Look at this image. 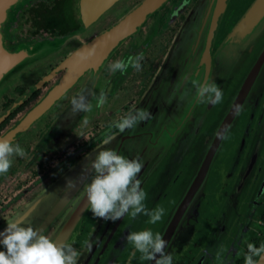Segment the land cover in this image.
I'll return each mask as SVG.
<instances>
[{"label":"flooded vegetation","instance_id":"obj_1","mask_svg":"<svg viewBox=\"0 0 264 264\" xmlns=\"http://www.w3.org/2000/svg\"><path fill=\"white\" fill-rule=\"evenodd\" d=\"M39 1L42 0H24L20 3V7L17 8L14 15V20L11 22L13 29L15 27L16 29L20 28V30H18L16 36L14 35L12 41L14 42L13 46L18 47L17 50L32 51L35 47L40 48L42 44L41 49H45L46 51L39 59L44 58L47 52L50 55L59 53L54 58H47L46 62L51 63L61 55V49H64L65 46L63 38L68 37V35L35 40L30 33L24 34L29 24L26 20L27 11ZM79 1L77 0V9L80 14ZM235 1L228 0L212 45H217L219 39L223 40L225 38V35H227L233 26L232 23L236 22L243 11L253 2V0ZM93 22L89 26H84L81 20L83 27L73 33H80L86 27L93 25ZM224 23H227V25ZM2 33L4 34V38L9 40L5 28L2 30ZM152 35H150L149 40ZM149 43L150 41L145 47ZM263 44L264 41L262 39L257 49V55H254L252 61L257 59L262 47L260 45ZM212 45L211 49L213 48ZM144 50L142 51L143 53ZM214 51L212 49L210 53L212 57L215 56ZM140 52L139 50L132 51L129 55L123 56L122 60L126 61L129 56H134ZM66 57H62L63 59L56 62L52 68H48V64L45 62L40 63L41 65L30 66V68L29 66H25L18 73L17 77L15 76L16 78H11L10 83L5 84L1 88L0 115L24 93L29 91L30 87L46 75L52 73L20 104L14 106L11 112L0 122V138H4L7 135L5 134L6 131L14 126L16 116L42 95L43 88L46 87L49 79L61 70L66 69L61 68L56 70L57 66ZM36 61L38 60L34 62ZM141 64H143V61H141ZM252 64L251 61L249 63L247 62L245 68L239 69L241 71L238 70L236 76L229 84L221 89L224 100L222 98V103H218L221 105L217 107L216 105L218 104L212 105L210 111L206 113L201 121V126L197 132L196 127L194 129L191 127L190 120L188 119L186 123L187 130L184 129L181 132L182 137L185 138L184 140L189 139L188 141L191 143L190 151L192 152L191 156L188 155V162L183 163L182 161L173 173L166 172L167 178H169V175H172L168 182H164L161 179L162 171L153 181L147 184L144 183L146 187L145 185L142 186L143 190L147 193V199L145 201L147 208L149 210L158 207L165 209L161 221L153 225L149 223V217L143 214L135 218L130 214L125 215L114 231L97 264L149 263V261L140 259L141 254L136 252L133 246L127 242V235L133 231L149 228L153 232L163 234L169 216L172 215L171 213L174 212L182 199L183 189L179 192L174 189L177 181L190 175L191 170L194 168L193 156L200 154L198 143L205 146L207 140L213 138L214 129H217L218 125L229 112L233 100ZM132 70L134 71L135 69L129 67L125 73L119 71L112 72L110 89L106 90V95L109 96V92L112 93L113 90H120L121 85L128 80V76ZM239 75L240 79L238 77ZM104 85L105 81L101 86V90ZM59 97L19 133L13 134L8 138V140L14 143H19L26 154L24 157H15L9 172L6 175H0V231L6 228L8 222L22 220L25 224H31L33 227L43 230L44 234L50 238L56 239L55 237L59 231L64 232L66 223L63 224V222L71 214L74 206L69 212H63L69 202L65 206H62L56 213L53 212V204L59 198L61 192L56 196L54 193L51 194L50 184L57 178H61L68 166L77 162L95 148V146L116 132L113 123L106 126V129L100 132L96 131V123L93 125V120H95L93 117L95 109L93 110V107L96 105V100L92 99V96L88 97L92 104L91 110L81 113H74L73 111L68 113L72 109V105L69 104L67 106L66 101L64 102ZM135 98L137 100V96ZM187 99H189V94ZM56 104L58 107H61L60 109L67 107L52 121L54 116L49 114L45 115V113H50V110ZM208 105L210 104L206 103L205 106ZM201 106H203L202 103L198 105V107ZM239 106L240 110L237 111L234 120L226 130L219 154L214 160L209 172L208 187L205 202L201 208L202 212L200 211L201 214L194 217L192 209H189L190 206H188L180 219L178 226L180 228L177 229L170 242V249L174 251H178V248L182 249L181 252L179 251L177 255L173 256V264H244V257L247 254V244L254 243L259 247L261 243H264V68H261L248 94L240 102ZM123 107L128 109L130 103H126ZM222 109H224L225 113ZM67 110L68 112L66 113L68 114H63ZM59 112L57 111L55 113L58 114ZM193 115H195V111ZM20 119H16V124ZM208 119L210 120L207 122ZM9 123H12L10 127H8ZM77 128L79 129L77 135L74 138H70V134ZM201 129L202 131L200 132ZM82 134L85 140L81 138ZM195 139L198 140V143ZM174 146H176V143ZM185 153H187L186 150ZM168 167L170 168V166ZM176 192L178 193L177 195ZM43 194L45 195L42 196ZM27 211L29 212L27 213ZM62 215L65 218L61 220L57 227L55 222ZM96 219L97 217L93 216L88 205L85 214L73 226L69 236H64L62 239V234L60 233L59 242L70 243L72 241L76 250L79 253L82 252L84 243ZM112 225V221H106L102 227ZM242 238H246V240L241 242ZM238 248L240 252L234 255L232 253L234 251L233 249L236 250ZM5 250L0 245V251ZM92 262V260H89L85 263Z\"/></svg>","mask_w":264,"mask_h":264},{"label":"water","instance_id":"obj_2","mask_svg":"<svg viewBox=\"0 0 264 264\" xmlns=\"http://www.w3.org/2000/svg\"><path fill=\"white\" fill-rule=\"evenodd\" d=\"M24 0H0V85L10 76L14 75L18 70L21 68L28 66L31 62L39 59L43 53L46 51L45 49H35L31 52L28 51H18L15 53H8L2 47V32H1V24L4 22L6 15L11 12L12 7L19 5ZM115 1L117 0H80L79 1V10L81 20L84 26H89L93 21H95L105 10H107ZM160 0H144L131 11H129L126 15L122 18L117 20L113 23L110 27L104 29L99 34L91 38L90 40L84 42L78 48L73 50L56 68L59 70L61 68H66V73L62 76V78L49 90V92L44 95L40 99V101L31 109L26 112V115L22 116V118L18 121V125L15 123L9 130L6 131L7 134L4 138L8 139L13 134L19 133L27 124H29L34 118L40 116L51 104L52 102L59 97V95L65 91L69 86L75 83L83 73L90 69H97L100 63L107 58L108 55L114 50L117 43L127 34L133 33L141 24V22L145 19V17L151 12V10L158 4ZM217 7L216 12L214 14V18L210 21L206 18L208 5L210 4L211 0H197V3L194 5L195 11H193L192 15L190 16L188 26L186 27V31L182 34V36L176 42V48L171 49V52L168 54L167 59L164 62V66L161 67L160 71L156 75L152 85L146 90L144 96L142 97L141 101L138 105H144L151 100L152 94L156 93L159 89H162V85L166 82L169 83V78L173 75L172 68H176V63L178 59L187 60L186 56L191 54L188 61L192 58H196L197 64L194 67L191 77L197 80V75L200 74V67L203 66L204 74L207 76L210 73V70L213 67L214 59L218 56L220 59V65L222 64V59L224 57H228L231 52L232 61L225 64V67L221 66V70L218 71V76L222 77V81L220 83L221 89L229 84V82L235 77L239 69L243 68V64L248 61H251L253 64L250 66V69L245 76L242 85L240 86L236 97L233 100V103L229 109V112L223 118L221 123L218 125L217 129H214V136L209 144L208 149L205 153H200L193 156V164L194 169L190 180L184 187L182 191V199L179 202L177 208L172 212L169 216L168 222L166 223V228L162 234L164 239L168 241V247L166 252L171 253L172 256L177 255L181 248H178V251H174L170 249V242L174 237L177 229H179L180 219L182 218L184 212L186 211L187 207L192 205L190 209H192L194 213V217L200 215V199L203 195V190L213 165V162L216 158L217 153L220 150L222 145V141L224 139V135L226 130L228 129L230 123L234 120L235 115L237 114V106L240 105V102L246 97L248 94L251 86L253 85L254 81L256 80L257 76L260 73L261 68H264V44L261 47V50L258 53L257 59L253 60L254 55H257V49L259 47V43H261L262 39L264 41V24H260L258 29L251 33L247 38L241 39L238 43L237 47L232 48V42H235L238 38L237 36L240 34L244 26L249 23L250 18L253 14L260 12L262 13L264 10V0H254L249 8L245 11V13L240 17L238 22L235 26L231 29V31L227 34L226 38L220 45L218 52L212 58L211 56V45L214 42V38L217 34L218 27L220 25V20L223 17L225 7L228 3V0H217ZM204 15L202 24L194 23V21ZM210 22V23H209ZM196 25V37L187 45V52L185 50L178 51V45L181 42L182 38L187 34V30L190 26ZM198 30H200L198 34ZM199 36V38H198ZM149 42V38L144 42L142 47L139 51H143L145 45ZM194 43V44H193ZM192 46H195L194 52L189 53L188 51L192 49ZM202 47L199 50V47ZM92 49V54L88 55L86 60L81 59V55H87L88 50ZM201 53L198 55V52ZM184 59H183V58ZM205 62V64H204ZM168 64V65H167ZM187 62L180 65V68L177 69L179 72V78L182 75L181 71L183 72L184 69L187 67ZM170 65V67H169ZM173 66V67H171ZM186 67V68H184ZM180 70V71H179ZM52 73L46 75L44 78L39 80L35 85L30 87L29 91L24 93L18 100H16L12 105H10L3 114L0 115V122L11 112L14 106L20 104L27 96H29L33 90L37 88L41 83H43ZM177 83L181 84V81L177 80ZM182 86L176 90L178 94L181 90ZM191 87L185 89V100L188 98V94L190 93ZM182 92V91H181ZM194 103V104H193ZM192 103V109L195 111V115H193V121L196 125V132L198 131L199 127L201 126V121L205 117L206 113L210 111L212 105L206 106L204 109L202 107H198V104L195 102ZM182 105H184L182 103ZM180 105V107L182 106ZM185 106V105H184ZM177 112H179L177 110ZM26 117V118H25ZM25 119L23 122L20 123ZM189 118H184V121L180 122L179 129L177 131L171 132L169 134V139L172 141L167 145V147L162 151L161 154L157 155L156 161H150L145 165L143 172H147L146 175H140L139 177L142 181L141 187L144 183L152 176V174L157 171L160 165H165V169L163 170L161 179L164 182H168L169 178L172 175H169V178L166 176V172H174L176 167L183 161L185 156L189 153L190 149V141L188 139L186 142L182 143L181 141L184 140L181 135L182 130H187L186 123L188 122ZM190 120V119H189ZM191 124V123H190ZM17 125V126H16ZM16 128L14 129V127ZM198 127V128H197ZM218 134H223V138H218ZM127 138L126 135H122L115 147V150L126 157H128V153L124 150H121L122 144L124 140ZM198 143V140L195 139ZM195 142V143H196ZM176 143V146H174ZM109 145V143L107 144ZM105 146L108 148V146ZM200 144L198 143V146ZM174 148V149H173ZM104 150V149H103ZM185 150L187 153H185ZM204 155V156H203ZM203 156V157H202ZM94 158V157H89ZM89 158L84 162L83 167L77 173V175L73 178L75 181L81 175V171L85 165L89 163ZM203 158V159H202ZM151 163V165H150ZM150 165V167H148ZM170 166V168L168 167ZM85 174L84 178H80L79 184L72 190L71 195L68 196L67 203L72 201L73 197L80 191L83 184L85 183L87 177L92 173V169L89 168ZM142 172V173H143ZM57 184V183H56ZM55 184V186H56ZM63 185L62 188L59 190L61 193L64 190ZM53 188V187H52ZM50 188V190H53ZM58 190V189H57ZM49 191V190H48ZM47 192V191H46ZM56 196V192H51ZM59 193V192H58ZM46 194V193H45ZM43 194L42 196H44ZM80 197L83 199L81 202L79 199ZM78 198L80 201V205L78 206L77 213H75V208L72 209L73 213L69 218V222L64 227V232L59 231L57 233L56 239L59 237L60 233L61 238L63 239L64 236L68 237L71 233L73 226L81 219V216L85 214L86 208L89 205L87 199L84 195ZM42 198V197H41ZM40 198V199H41ZM72 198V199H71ZM77 200V201H78ZM56 202V201H55ZM77 203V205H78ZM65 204V205H66ZM29 211H27L28 213ZM123 219V218H122ZM122 219L113 222L112 226H105L102 225L106 222L103 219H97V222L89 232L87 239L84 243L82 252L85 251L89 252L88 261L92 260V263H78V264H97L98 260L100 259L102 253L104 252L110 238L112 237L114 231L119 226ZM111 222V221H109ZM192 231V229H191ZM59 242V241H58ZM145 264H155L154 261H149V263Z\"/></svg>","mask_w":264,"mask_h":264},{"label":"rangeland","instance_id":"obj_3","mask_svg":"<svg viewBox=\"0 0 264 264\" xmlns=\"http://www.w3.org/2000/svg\"><path fill=\"white\" fill-rule=\"evenodd\" d=\"M142 1L144 0H118L109 9L104 11L93 22V25H91L90 27H86L83 31H80V33L76 32V33H72L68 35V37H64L63 38L65 41L64 49H61V55L58 58H56L54 62L50 63L48 61L46 62V60L47 58L49 59L54 58L59 53H53L52 55H50V53L47 52L46 53L47 55L44 58L37 59L38 61L33 62L30 65H28L29 68L30 66H34V65L37 66L38 64L42 62L47 63L48 68H52L56 62H58L60 59L61 60L63 59L62 57H66L68 53L78 48L80 45L84 43V41H87L93 38L94 36L99 34L104 29L110 27L112 25L111 23H115L117 20L122 18L129 11H131L133 8L139 5ZM196 3H197V0H160L158 4L154 6L151 12L145 17V19L141 22L139 27L133 33L127 34L124 37H122V39L115 46L114 50L110 53V55L107 56V58H105L100 63L97 69L95 70L90 69L86 71L84 75L80 77L78 81L72 84L59 97V99L63 100L64 102L66 101L67 106L71 104L72 98L74 96H77L81 92H83L88 97L92 96V99L96 100V97L99 96L100 91H103L104 93H106V90L110 89V80L112 79L111 77L112 71L110 70L109 65L111 63H114L117 60H122L123 56L129 55V53L132 51L140 50L144 42L150 37V35L153 34L149 40L150 43L144 48L145 49L143 53L144 60H143L141 70L140 71L132 70L128 76V80L125 81L121 85L120 90H113L112 93L109 92L110 95L107 96V102L104 104L103 107L97 108L96 105L93 107V110L95 109V112L93 113V117L95 118V120H93V125L96 123L97 125V127H95L96 131L100 132L103 129H106V126L112 124L115 121L120 120L122 117L126 116L128 113L133 112L137 109L149 110L152 113L151 118L148 119L147 121H143L139 123L135 128L126 130L123 133H121L119 129L116 128V132L114 134L109 136V138L104 140L102 143L95 146V148H93L91 151L85 154L77 162H74L70 166H68V168L62 174L61 178H57L52 184H50L51 185L50 188L53 187L52 188L53 192H56L58 194L62 186L66 185V181L69 178L73 179L83 167L84 162L89 157H94L96 152L103 150V149H114L115 150V147L122 135H126L127 138L124 140L121 150H124L128 153L129 159H139L140 161H142L144 165L143 167L144 169L145 165H148L147 164L148 162L150 161L155 162L157 155L161 154V152L172 141V139H169V134L179 129L180 122L184 121V118L190 119L189 122L191 123V127L193 129L196 127L193 121V116H192L194 112V110L192 109V103L194 99L198 105L201 103L199 102V99L196 94L197 93L196 85L202 84L205 82L207 83L215 82L218 86H220L222 77L220 78V76H218V71L221 70V66H218L220 62V59L218 58V56L214 59L213 67L207 76H205L204 74V70L202 68L203 66L200 67V74L197 75V80L195 81L191 77V74H192L194 67L197 64L196 58L194 59L191 58L188 61L189 57L191 56V54H188L186 56L187 60L184 61L182 59H178L176 63L177 69L180 68L181 64H184L186 62L188 63L187 67L189 66L188 68L184 67L186 69H184L183 72L181 71L183 76L179 78L178 70L175 68L174 69L172 68L173 75L170 76L169 83H167V85L165 86L166 84L165 82L161 90L159 89L156 93H153L152 94L153 96L151 100L148 101V103L144 105H138L142 97L144 96L146 90H148L149 87L152 85L161 67L164 66V62L167 59L168 54L171 52V49L176 48L175 47L176 42L182 36V34L186 31V27L188 26L187 24L189 22L190 16L192 15L193 11H195L193 9L195 8L194 5ZM251 4L252 2L250 3V5ZM249 6L243 11L240 17L245 13V11L249 8ZM19 7H20V4L16 5L15 7L13 6L11 9V12L6 15L4 22L1 24V32L5 28V31L7 32V35L9 36V40L5 39L4 34L2 33L1 47L8 53H15V52L21 51V50H17L18 49L17 46L16 47L13 46L14 42L12 41V39L14 38V35L16 36L20 28L16 29L14 27L13 29L12 28L13 24L11 23L14 20V15L17 11V8ZM203 17L204 15L199 17L200 24H202L203 22ZM240 17L237 19L236 22L232 23L233 24L232 28L238 22ZM18 19L20 20L19 16H18ZM224 24L227 25V23H224ZM261 24H264V15H263ZM231 29L229 30V32L231 31ZM226 36L227 35H225V38ZM67 38L69 39L67 40ZM224 39L218 40V44H217L218 46L212 45L213 51L216 48L214 51L215 55L218 52V49L220 48V45L222 44ZM41 45H40V48H42ZM37 48L39 47H35L33 50ZM187 48L185 52H187L188 50ZM194 48L195 46H192L191 52L190 50L188 52L193 53ZM201 49L202 47L200 46L199 50ZM212 49H211V52H212ZM24 51H27V50H24ZM28 52H31V51H28ZM200 53L201 51L198 52V55ZM226 61H227L226 63L231 62L232 61L231 56L228 59H226ZM243 67H245V65H243ZM23 69L24 67L21 68L16 73H14V75L8 77L0 85V90L5 84L10 83L9 81L11 78L12 79L16 78L18 73H20L21 70ZM65 73H66V69L61 70L56 75H54L51 79H49L46 87L43 88L42 95L39 96L36 99V101L33 102L30 106H28L23 112L18 114L16 116V119L17 120L20 119L22 116L26 114V112L29 109L34 107L38 103V101H40V99L44 95H46L49 92V90L62 78V76ZM177 80L181 81L182 83L181 84L177 83ZM104 81H105V85L103 86L101 90V86L104 84ZM180 86H182L180 88L182 92L180 91L177 94L176 90L179 89ZM188 87H191L190 88L191 90L189 93V99L185 100L184 98L185 89L186 88L188 89ZM135 96H137V100ZM128 102L130 103V107L126 109L123 106ZM182 103L185 106L182 105ZM179 105H182V106L180 107ZM202 105L203 106L201 107L204 109L206 107L205 106L206 102L202 103ZM66 107L60 109L61 107H58L56 104L55 107L50 110V113H45V115L46 114L53 115L54 116V118L52 119L53 121L55 118H57L61 114V112H63L66 109ZM177 110L179 112H177ZM57 111H60V112L56 114L55 112ZM196 111H197V108L195 112ZM66 112H68V110L65 111L63 114H65ZM16 119L14 120L15 122L13 121L14 123H16L17 121ZM12 123H9L8 127H10ZM77 131H79L78 128L76 130H73V133L70 134V138L71 137L74 138L75 135H77ZM83 136L84 135L82 134L81 138L85 140V137ZM105 141H107V143H105ZM183 141L186 142V140H182L181 142L184 143ZM210 142L211 140H207V143L205 144V146L200 144L198 146L199 152L205 153ZM108 143L109 145H107ZM106 145L108 146V148L105 147ZM152 152L154 154H152ZM150 165L148 167H150ZM143 169L141 173L139 174V177H141L140 175H142V178H143V175H146V173L148 172V171L146 173L143 172ZM90 175L87 177L80 191L76 194V196L72 199V201H70V203L67 205L66 209L63 212H69L73 208V206L76 204L78 198L83 193L84 185L90 182L93 173H90ZM191 206L192 205H190L189 209L191 208ZM64 218L65 217L62 215L60 219H58L57 222H55V225L58 227L61 220ZM245 240L246 238H242L241 242H244ZM69 244H72V246L76 249L72 241ZM233 250L234 251L232 253L234 255L240 252L239 248L236 250L235 249ZM89 253L90 251L89 252L85 251L84 253L80 252L77 264L88 262L87 259H88Z\"/></svg>","mask_w":264,"mask_h":264},{"label":"clouds","instance_id":"obj_4","mask_svg":"<svg viewBox=\"0 0 264 264\" xmlns=\"http://www.w3.org/2000/svg\"><path fill=\"white\" fill-rule=\"evenodd\" d=\"M82 54L86 60L92 54ZM143 52L129 56L125 60H117L109 65L112 72L125 73L129 67L140 71ZM199 102L216 105L221 102L223 92L215 83L197 84ZM107 102V95L103 91L96 97V107H103ZM72 111L81 113L90 111L92 104L83 92L71 100ZM237 111L240 106H237ZM152 113L147 109H137L128 113L120 120L113 122V126L121 133L135 128L139 123L147 121ZM223 138V134H218ZM107 143V141H105ZM24 149L19 143L0 138V175H6L12 167L15 157H24ZM144 165L139 159H129L114 149H104L89 158L84 170L92 169V177L83 188L84 195L94 217L105 221L115 222L130 214L133 218L143 214L149 217L150 224L161 221L165 209L158 207L149 210L146 206L147 193L141 187L139 178ZM76 187V182L69 178L64 191ZM27 225V226H24ZM126 240L136 252L141 254L140 259L154 261L155 264H173V256L166 252L168 241L161 233L153 232L151 228L130 232ZM0 245L6 249L0 251V264H77L80 253L67 242H57L54 238L45 235L43 230L25 224L22 220H13L7 223L6 228L0 231ZM244 264H264V243L257 247L254 243L247 244V254Z\"/></svg>","mask_w":264,"mask_h":264},{"label":"trees","instance_id":"obj_5","mask_svg":"<svg viewBox=\"0 0 264 264\" xmlns=\"http://www.w3.org/2000/svg\"><path fill=\"white\" fill-rule=\"evenodd\" d=\"M26 16V20L29 24L26 27V32L24 34L30 33L35 38V40L48 37L56 38L66 36L83 27L80 14L77 9V0H42L32 5L28 9ZM191 152L192 151H189V153L185 156V158L183 159V163L188 162V155L191 156ZM218 154L219 152L217 153V155ZM164 162L165 161H163V164L159 166L157 171L152 174V176L145 182V184L153 181L154 178L165 169ZM192 172L193 170H191L189 176H186L182 180L177 181L176 186L174 187L176 191L179 192L184 189V187L190 180ZM207 187L208 178L203 190V195L200 199L201 212L202 205L205 202ZM177 194L178 193L176 192V195ZM97 219L95 223L97 222ZM95 223L92 225V228Z\"/></svg>","mask_w":264,"mask_h":264},{"label":"bare ground","instance_id":"obj_6","mask_svg":"<svg viewBox=\"0 0 264 264\" xmlns=\"http://www.w3.org/2000/svg\"><path fill=\"white\" fill-rule=\"evenodd\" d=\"M217 0H211V2H210V4L208 5V10H207V16H206V18L207 19H209L210 21L214 18V14H215V12H216V7H217ZM263 15H264V10H263V12L262 13H260V12H257V13H255V14H253L252 15V17L250 18V21H249V23H247L245 26H244V28L242 29V31L240 32V34L237 36L238 38L236 39V41L235 42H232V44H231V46H232V48H236L237 47V45H238V43L241 41V39L243 38V39H245V38H247L251 33H253L254 31H256L257 29H258V27L260 26V24L262 23V18H263ZM198 20H199V17L194 21V23H197L198 22ZM210 23V22H209ZM199 32H200V30H198V34H199ZM196 25H193V26H190L189 28H188V30H187V34L182 38V40H181V42L179 43V45H178V51L181 49V50H185L186 48H187V45L188 44H190V42L196 37ZM198 38H199V36H198ZM239 41V42H238ZM238 42V43H237ZM184 46V48L182 49V47ZM262 45H260V47H261ZM231 56V52H230V55L228 56V57H224L223 59H222V64L220 65V62H219V65L218 66H223V68L225 67V64H226V59H228L229 57ZM218 61V60H217ZM248 63H249V61H248ZM204 64H205V62H204ZM247 64V63H246ZM243 65H245V64H243ZM248 66V65H247ZM245 68V67H244ZM215 69V68H214ZM216 71V70H215ZM239 71H241V70H239ZM244 71H245V69H244ZM217 73V72H216ZM243 74V73H242ZM240 75H241V73H240ZM240 75L238 76L239 77V79H240ZM216 76H217V74H216ZM244 76V75H243ZM237 77V78H238ZM222 79V78H221ZM221 81V80H220ZM219 81V82H220ZM163 86V85H162ZM232 86V85H231ZM234 88V87H233ZM234 90V89H233ZM232 91V90H231ZM233 95V94H232ZM153 96V95H152ZM232 97V96H231ZM152 98V97H151ZM159 99V98H158ZM223 100H224V97H223ZM226 102V101H225ZM156 103V102H155ZM154 103V104H155ZM222 103V102H221ZM231 103V102H230ZM225 104V103H224ZM219 105H221V104H218V105H216V107L217 106H219ZM227 105V104H226ZM180 106V105H179ZM224 106V105H223ZM167 107V106H166ZM228 107V106H227ZM215 110V109H214ZM213 110V111H214ZM218 110V109H217ZM223 110V112L225 113V111H224V109H222ZM228 110V109H227ZM72 111V109L68 112V113H70ZM68 113H66V115L68 114ZM170 114V113H169ZM212 114V113H211ZM219 114V113H218ZM26 115V114H25ZM65 115V116H66ZM167 115V114H166ZM209 116H210V114H209ZM216 116V115H215ZM165 117V116H164ZM26 118V117H25ZM212 118H214V117H212ZM218 119V118H217ZM25 119H23L22 121H20V123L21 122H23ZM210 119H208L207 120V122L209 121ZM211 121H213L212 119H211ZM210 121V122H211ZM220 121V120H219ZM219 121H217V122H219ZM213 124V123H212ZM218 124V123H217ZM18 125V124H17ZM16 125V126H17ZM181 125V124H180ZM16 126L14 127V129L16 128ZM191 129V128H190ZM207 130V129H206ZM202 131V129L200 130V132ZM208 134V133H207ZM161 135V134H160ZM214 135V134H213ZM182 137V136H181ZM194 137V136H193ZM213 137V136H212ZM185 139V138H184ZM192 139V138H191ZM189 140V139H188ZM212 140V139H211ZM184 142V141H183ZM206 150V149H205ZM162 153V152H161ZM152 154H154L153 152H152ZM156 154V153H155ZM81 167V166H80ZM79 167V168H80ZM82 173H81V175L78 177V179H76L75 180V182H76V186L79 184V180H80V178L82 177V178H84V176H85V174H87V172L84 170V168H83V171H81ZM170 173V172H169ZM168 174V173H167ZM73 175V174H72ZM91 176V175H90ZM161 185H162V183H161ZM160 186V185H159ZM157 188H159V187H157ZM74 189V188H73ZM73 189H71V190H68L67 192H65L64 190L62 191V193L60 194V196H59V198L56 200V202L53 204L54 205V208H53V212H57L62 206H65V204L67 203V199H68V196H70L71 195V192H72V190ZM156 189V188H155ZM160 189V188H159ZM158 189V190H159ZM81 196V195H80ZM72 199V198H71ZM81 202L83 201V199L80 197V199H79ZM77 201L76 202V204L74 205V210H75V213H77V210H78V206L80 205L79 203H80V201ZM79 202V203H78ZM77 203H78V205H77ZM73 210V211H74ZM73 211L71 212V214L73 213ZM71 214L68 216V218L63 222V224L64 223H68L69 221V218H70V216H71ZM110 224V223H109ZM111 225V224H110ZM181 234V233H180ZM178 236V235H177ZM179 238V237H178ZM177 238V239H178ZM57 242L59 241V237L57 238V239H55ZM177 244V243H176ZM174 249V248H173Z\"/></svg>","mask_w":264,"mask_h":264},{"label":"crops","instance_id":"obj_7","mask_svg":"<svg viewBox=\"0 0 264 264\" xmlns=\"http://www.w3.org/2000/svg\"><path fill=\"white\" fill-rule=\"evenodd\" d=\"M54 44V43H53Z\"/></svg>","mask_w":264,"mask_h":264}]
</instances>
